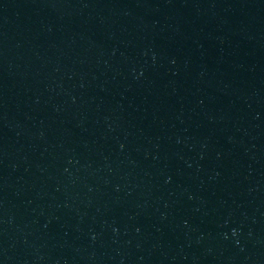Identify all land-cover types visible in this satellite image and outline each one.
I'll list each match as a JSON object with an SVG mask.
<instances>
[{
  "label": "water",
  "instance_id": "1",
  "mask_svg": "<svg viewBox=\"0 0 264 264\" xmlns=\"http://www.w3.org/2000/svg\"><path fill=\"white\" fill-rule=\"evenodd\" d=\"M0 264H264V0H0Z\"/></svg>",
  "mask_w": 264,
  "mask_h": 264
}]
</instances>
